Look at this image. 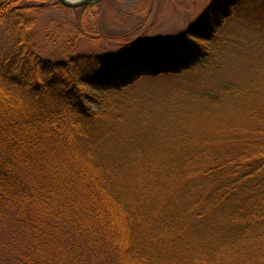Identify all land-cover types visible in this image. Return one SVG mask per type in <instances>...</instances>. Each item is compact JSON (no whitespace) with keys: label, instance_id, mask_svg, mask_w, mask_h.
<instances>
[{"label":"trees","instance_id":"trees-1","mask_svg":"<svg viewBox=\"0 0 264 264\" xmlns=\"http://www.w3.org/2000/svg\"><path fill=\"white\" fill-rule=\"evenodd\" d=\"M48 1L0 0V264H264V3L216 48L245 0L112 56L84 14L43 57ZM186 71L166 104L121 94Z\"/></svg>","mask_w":264,"mask_h":264},{"label":"rangeland","instance_id":"rangeland-1","mask_svg":"<svg viewBox=\"0 0 264 264\" xmlns=\"http://www.w3.org/2000/svg\"><path fill=\"white\" fill-rule=\"evenodd\" d=\"M56 1H48L27 13L28 17L34 18L33 30L42 47L43 57L51 54L55 46L63 44L67 36L72 34L75 23L84 28L85 15L88 25L101 27L100 34L103 37L96 48L105 55L112 56L146 46L166 45L200 20L214 0H153L147 11L141 10L137 15L132 13L134 9L145 8L150 0H112L111 4L102 7L92 5L83 14L55 8ZM262 3L264 0H245L242 8L237 10L234 18L227 21L226 28L218 35V42H207L208 47L216 48L232 34L239 32V25L246 21L244 10L249 5L259 6ZM27 4L35 6L38 3L30 1ZM86 44L87 47L91 45L90 42ZM193 75L192 71H186L179 75L145 77L123 89L121 94H136L142 98L141 102L154 105L166 104V100L161 98L162 94L185 90Z\"/></svg>","mask_w":264,"mask_h":264},{"label":"water","instance_id":"water-1","mask_svg":"<svg viewBox=\"0 0 264 264\" xmlns=\"http://www.w3.org/2000/svg\"><path fill=\"white\" fill-rule=\"evenodd\" d=\"M57 1L67 8H80L84 6L96 5L104 0H80L77 2L70 0H57Z\"/></svg>","mask_w":264,"mask_h":264},{"label":"bare ground","instance_id":"bare-ground-1","mask_svg":"<svg viewBox=\"0 0 264 264\" xmlns=\"http://www.w3.org/2000/svg\"><path fill=\"white\" fill-rule=\"evenodd\" d=\"M70 1H75V2H77V1H80V0H70Z\"/></svg>","mask_w":264,"mask_h":264}]
</instances>
